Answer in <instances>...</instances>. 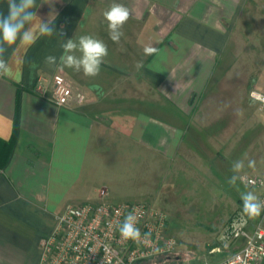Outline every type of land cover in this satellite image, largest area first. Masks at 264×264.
I'll return each mask as SVG.
<instances>
[{"label": "crops", "instance_id": "0c3cea01", "mask_svg": "<svg viewBox=\"0 0 264 264\" xmlns=\"http://www.w3.org/2000/svg\"><path fill=\"white\" fill-rule=\"evenodd\" d=\"M36 2L33 11L52 21L53 35H38L20 51L19 64L15 46L7 48L17 76L0 77V264H40V241L52 233L57 215L67 205L113 204L117 197L103 182L133 157L146 166L156 161V169L165 162L173 173L176 161L192 160L193 152H204L211 168L238 161L239 78L215 77L238 26L264 24V0ZM112 3L131 13L118 43L103 17ZM7 10V0H0V14ZM82 35L108 48L95 77L59 67L61 44ZM149 45L152 55L144 53ZM49 55L57 65L45 63ZM55 74L83 95L81 103H52ZM40 77L45 96L36 91ZM225 84L228 95L218 89ZM236 206L228 219L243 203ZM248 219L264 226L260 215ZM223 226L212 229L218 230L213 246ZM241 245L232 244L219 259Z\"/></svg>", "mask_w": 264, "mask_h": 264}, {"label": "rangeland", "instance_id": "374dc122", "mask_svg": "<svg viewBox=\"0 0 264 264\" xmlns=\"http://www.w3.org/2000/svg\"><path fill=\"white\" fill-rule=\"evenodd\" d=\"M215 78H224L225 82L239 78V160L245 165L239 175L264 178V112L247 101L249 90L264 92V24L249 22L238 26ZM219 88L221 94H229L228 85ZM193 153L197 156L192 160L176 161L174 173L165 162L156 169V161L149 160L146 166L141 158L133 157L123 162L116 177L103 182L117 197L113 204L152 203L166 214L165 235L176 243V253L170 262L173 264L217 261L220 254L209 252L218 231L212 229L223 226L237 207V200L242 202V193L253 191L259 198L264 195V187H250L243 180L229 184L234 174L232 166L211 168L203 158L204 152ZM249 160L255 161L254 168L247 166ZM152 163L156 164L151 167Z\"/></svg>", "mask_w": 264, "mask_h": 264}, {"label": "built area", "instance_id": "2783aa9c", "mask_svg": "<svg viewBox=\"0 0 264 264\" xmlns=\"http://www.w3.org/2000/svg\"><path fill=\"white\" fill-rule=\"evenodd\" d=\"M42 80L38 78L36 91L45 96ZM50 82L54 105L60 107L72 100L77 104L83 101V95L74 91L61 74L53 75ZM248 97L264 112V92L253 88ZM242 178L250 187H264V178L260 176ZM260 199L264 200V195ZM133 210L138 216L140 242L124 240L118 230L125 216ZM242 215V210H238L226 221L217 244L209 252L221 255L239 241L241 247L212 264H264V226L261 221L251 225L247 216H243L246 222H242ZM262 218L264 212L260 214V220ZM166 226V214L145 202L67 205L57 215L52 233L40 241V264H173L170 262L176 253V243L165 235Z\"/></svg>", "mask_w": 264, "mask_h": 264}, {"label": "clouds", "instance_id": "9594fccd", "mask_svg": "<svg viewBox=\"0 0 264 264\" xmlns=\"http://www.w3.org/2000/svg\"><path fill=\"white\" fill-rule=\"evenodd\" d=\"M36 0H7V14H0V77L16 78L17 72L14 64H19V53L26 50L35 43L39 36L53 35V28L50 27L52 21L42 22L38 17ZM130 9L121 3H112L104 12L103 17L107 22L109 37L113 42H119L123 35L121 31L123 25L130 18ZM14 47L16 59L10 63L5 59L7 48ZM63 54L59 58V67L72 68L77 72L82 71L87 77H95L100 72L101 64L108 55L107 45L100 39L91 35H82L75 39H68L61 44ZM79 53L76 55L75 53ZM156 52L155 47L145 46L144 53L152 55ZM45 63L49 66L57 65V58L49 55L45 58ZM143 64L138 63L137 68H142ZM249 168L255 167V161L249 160ZM245 165L242 160L233 162V175L229 178L228 183L236 185L238 180L243 178L239 175ZM243 202L242 217L248 218L258 217L264 212V200H261L253 191H247L241 194ZM138 216L135 210L129 212L123 222L118 226L119 233L124 240H132L140 242L142 235L137 227ZM146 239L147 237H143ZM154 251H159L154 249Z\"/></svg>", "mask_w": 264, "mask_h": 264}]
</instances>
